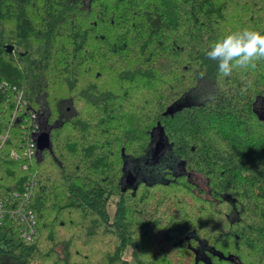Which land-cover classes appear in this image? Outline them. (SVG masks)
I'll return each mask as SVG.
<instances>
[{
	"label": "trees",
	"instance_id": "trees-1",
	"mask_svg": "<svg viewBox=\"0 0 264 264\" xmlns=\"http://www.w3.org/2000/svg\"><path fill=\"white\" fill-rule=\"evenodd\" d=\"M243 28L264 32V0H0V199L32 178L35 219L26 240L4 215L0 264H264V62L222 77L205 55ZM203 81L211 98L170 109ZM159 133L181 172L123 182Z\"/></svg>",
	"mask_w": 264,
	"mask_h": 264
},
{
	"label": "rangeland",
	"instance_id": "rangeland-1",
	"mask_svg": "<svg viewBox=\"0 0 264 264\" xmlns=\"http://www.w3.org/2000/svg\"><path fill=\"white\" fill-rule=\"evenodd\" d=\"M212 88L213 87L211 86L210 82L208 81L200 82L198 86L191 89L190 91L185 93L182 97H180L177 101H175L172 104V107L176 108L178 106H182L185 104L198 103L206 99H209L213 96ZM262 102L263 101L260 100L258 102V106L261 105ZM143 157H146V159L150 158L149 145H148L146 154H144L143 156H140L138 158H133V157H128V156L125 157V160H124L125 161L124 162L125 175L129 173L130 178L133 181H139V180H145L147 182L161 181L164 179V173L166 172V170L174 174L178 173L181 170V168L179 167L180 160L171 151L169 145L165 146L164 151L162 155L160 156L158 162L147 164L144 162L145 158ZM148 162L151 163L150 161ZM133 164L135 165V169L131 168L134 166ZM126 177L127 176H124V179ZM188 178L194 184L195 186L194 189L196 192L200 191L202 192L204 196L208 194L207 186H206V179L201 174L196 173V172H189ZM123 182L127 183L126 179L123 180ZM152 192L154 194V192L156 191H152ZM116 198H117L116 195H112L109 199L108 212L111 217L113 215L114 202ZM131 252H132V248L130 246L126 247V249L124 250L123 257L127 260H130Z\"/></svg>",
	"mask_w": 264,
	"mask_h": 264
},
{
	"label": "built area",
	"instance_id": "built-area-1",
	"mask_svg": "<svg viewBox=\"0 0 264 264\" xmlns=\"http://www.w3.org/2000/svg\"><path fill=\"white\" fill-rule=\"evenodd\" d=\"M6 86L7 83L0 80V88L5 90ZM13 89H15V87H13ZM15 97L17 99V105H20L21 107V93H18ZM29 115L32 120L31 129L29 133L25 130L22 135L23 153L27 158L39 159L41 152L37 147L36 139L38 134L46 129V111L44 109H29ZM10 155L13 158L18 157V154L13 150L10 152ZM22 168H27V164H22ZM33 183L34 181L31 178L21 193L17 191H10L4 199H0V224L3 221L5 214L11 215L15 221H18L19 224H21L19 233L20 236L26 240H31L35 234V219L32 209L28 206Z\"/></svg>",
	"mask_w": 264,
	"mask_h": 264
},
{
	"label": "clouds",
	"instance_id": "clouds-1",
	"mask_svg": "<svg viewBox=\"0 0 264 264\" xmlns=\"http://www.w3.org/2000/svg\"><path fill=\"white\" fill-rule=\"evenodd\" d=\"M205 55L216 62L222 77H230L238 69L255 70L258 62H264V32L249 28L232 31L210 43ZM205 74L201 72V78Z\"/></svg>",
	"mask_w": 264,
	"mask_h": 264
},
{
	"label": "water",
	"instance_id": "water-1",
	"mask_svg": "<svg viewBox=\"0 0 264 264\" xmlns=\"http://www.w3.org/2000/svg\"><path fill=\"white\" fill-rule=\"evenodd\" d=\"M6 50L8 52H12L13 51V45L11 44H7L6 45ZM179 107V106H178ZM177 108V107H176ZM175 109L171 106L170 108ZM36 143H37V147L40 150V152H42L43 150H48L51 152V143H50V130H43L38 134V137L36 139ZM168 143L165 141V139L162 137V134L159 133L157 135H154L152 137V140L149 143V153H150V158L146 159L145 158V163L147 164H152L153 162H158L160 156L162 155L165 146ZM148 161H150L151 163H149ZM125 176L130 177V174L127 173ZM124 189V187H123Z\"/></svg>",
	"mask_w": 264,
	"mask_h": 264
},
{
	"label": "flooded vegetation",
	"instance_id": "flooded-vegetation-1",
	"mask_svg": "<svg viewBox=\"0 0 264 264\" xmlns=\"http://www.w3.org/2000/svg\"><path fill=\"white\" fill-rule=\"evenodd\" d=\"M179 167L181 168V170H182V167H181V162L179 163ZM181 170L179 171V172H181Z\"/></svg>",
	"mask_w": 264,
	"mask_h": 264
}]
</instances>
